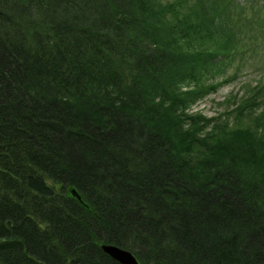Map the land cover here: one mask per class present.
I'll use <instances>...</instances> for the list:
<instances>
[{
	"label": "trees",
	"instance_id": "obj_1",
	"mask_svg": "<svg viewBox=\"0 0 264 264\" xmlns=\"http://www.w3.org/2000/svg\"><path fill=\"white\" fill-rule=\"evenodd\" d=\"M255 6L0 0V264H264V85L191 112Z\"/></svg>",
	"mask_w": 264,
	"mask_h": 264
},
{
	"label": "rangeland",
	"instance_id": "obj_2",
	"mask_svg": "<svg viewBox=\"0 0 264 264\" xmlns=\"http://www.w3.org/2000/svg\"><path fill=\"white\" fill-rule=\"evenodd\" d=\"M248 10L246 14H250L254 9ZM255 10L264 12V6H255ZM258 32L264 34V23L258 29ZM249 44H256L257 46L259 44L255 54H252V56L249 54L243 60L236 61L224 78L219 77V84H217L218 87L215 92L207 94L205 98L197 102L198 104L192 107L191 112H200L208 117L225 114L231 108L227 99H232L233 96L245 95L248 86L264 85V37L251 39Z\"/></svg>",
	"mask_w": 264,
	"mask_h": 264
},
{
	"label": "water",
	"instance_id": "obj_3",
	"mask_svg": "<svg viewBox=\"0 0 264 264\" xmlns=\"http://www.w3.org/2000/svg\"><path fill=\"white\" fill-rule=\"evenodd\" d=\"M72 194L76 197H80L76 189L71 190ZM102 249L112 258L120 262L121 264H141L136 255L130 250L123 249L116 244H102Z\"/></svg>",
	"mask_w": 264,
	"mask_h": 264
}]
</instances>
